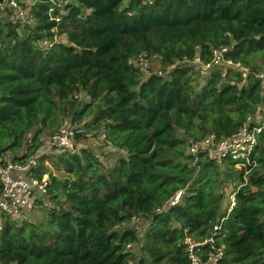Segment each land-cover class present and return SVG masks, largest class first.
<instances>
[{
    "label": "trees",
    "instance_id": "16d2710c",
    "mask_svg": "<svg viewBox=\"0 0 264 264\" xmlns=\"http://www.w3.org/2000/svg\"><path fill=\"white\" fill-rule=\"evenodd\" d=\"M29 13L0 21V157L24 164L43 135L89 118L82 128L116 160L88 148L38 157L31 174L47 179L35 205L54 204L47 229L0 213V264H191L185 238L207 239L221 219L219 264H264V128L252 166L187 154L262 105L264 0H33ZM220 47L246 80L235 70L198 77L192 62ZM140 56H156V67L142 73ZM222 174L241 185L228 214ZM178 190L181 203L157 212Z\"/></svg>",
    "mask_w": 264,
    "mask_h": 264
},
{
    "label": "built area",
    "instance_id": "2783aa9c",
    "mask_svg": "<svg viewBox=\"0 0 264 264\" xmlns=\"http://www.w3.org/2000/svg\"><path fill=\"white\" fill-rule=\"evenodd\" d=\"M33 0H0V13L10 11L14 17L20 21L29 19L30 6ZM228 49L220 47L212 51V58L208 63H202L199 59H195L192 63L195 66L197 75L201 79H206L215 69L224 72L238 71L242 80H246L248 69L240 63L227 59L225 55ZM157 57L140 56L134 61V64L142 73H146L149 66L156 62ZM261 83L262 105L258 109L257 117H249L247 121L232 135L225 138H218L214 134H209L198 141H191L187 146V154L196 156L203 154L207 160H232L239 162L235 167L240 170L244 165L252 166L251 156L257 145L258 136L264 128V70L257 75ZM74 132L67 126H62L59 131L50 136L48 144L36 153L35 156L29 157L24 163H13L5 157H0V182L2 191L0 194V213L10 221H19L23 212H30L35 208V200L46 192V179L38 180L31 174V169L36 167L37 158L51 151L58 153H75L77 147L73 143ZM18 175V176H17ZM20 175V176H19ZM241 185L232 184V188L227 193L228 214L235 207V195ZM183 190H178L167 201L162 209L167 207H176L181 203L183 198ZM38 194V196H37ZM44 205L50 208L48 202ZM224 221L221 219L220 224ZM220 224L214 227L213 233L201 242L193 241L191 238H185L184 244L191 264H219L223 257L225 249L224 243L219 241L218 235ZM208 248L205 253L206 258L203 259L198 251L201 247ZM129 264H135L129 262Z\"/></svg>",
    "mask_w": 264,
    "mask_h": 264
},
{
    "label": "rangeland",
    "instance_id": "374dc122",
    "mask_svg": "<svg viewBox=\"0 0 264 264\" xmlns=\"http://www.w3.org/2000/svg\"><path fill=\"white\" fill-rule=\"evenodd\" d=\"M126 3H127V1L124 4H126ZM8 14H9V12L0 13V21H9V20H12V19L15 20L14 17H12L11 15H8ZM154 63H152V65H151L152 67H156V64H154ZM82 100L85 103H87L89 101L88 98L84 97V96L82 97ZM88 120H89V118H85L80 125H77L74 122H71L70 120H65L63 125L69 126L73 130L74 133L76 131L85 133V130L88 131V129H83L82 127H83L84 123H86ZM97 132L98 131H95V135L92 137L91 135H93V134H89V131H88L85 134L87 136L85 138H82L80 141L74 139L75 144L77 145V148H80V149H82V148L93 149L97 153V155L99 156V159L105 165L112 166L115 163L116 156L111 151L110 147H108L107 145H105L103 143V141H100L98 139V133ZM50 136L51 135H43L42 136L41 139H42V143H43V146H42L43 148L48 144ZM12 157H13V154L11 152H7L5 154V158H7V159H10ZM219 165H221V164H219ZM48 170L52 171V167H50L49 165H48ZM222 177L223 178H222V182H221V186H220L219 192L222 193V196L224 195V198H222V201H221L222 203H221V209H220V211L223 212L227 208V202L225 201V194L227 193V191L230 190V188H232L233 182L226 181L224 174H222ZM46 178H47V175H44L42 179L45 180ZM37 196H38V194H37ZM41 200H40L41 202H39V203H37L35 205L34 210L29 212L30 216L27 218V220L29 222L35 224L36 226L38 225V227L41 226V224H43L42 228H44L46 230L47 229V225L44 223V221H45V218H46V215H47V213L45 211V210H47V207L43 203L44 202H48L49 205H51V207L54 206V204H53V202L51 201L50 198L47 200V198H45V197L43 198L42 197ZM2 219L3 218H2V216L0 214V225L2 223Z\"/></svg>",
    "mask_w": 264,
    "mask_h": 264
},
{
    "label": "crops",
    "instance_id": "0c3cea01",
    "mask_svg": "<svg viewBox=\"0 0 264 264\" xmlns=\"http://www.w3.org/2000/svg\"><path fill=\"white\" fill-rule=\"evenodd\" d=\"M257 113H258V111H257ZM253 117V116H252ZM256 118H258L257 117V114H256V116H255V119ZM18 176V175H17ZM20 176V175H19ZM230 191V190H229ZM229 191H227V193L229 192ZM227 193L225 194V201H227ZM30 216V214L28 213V212H23V214L20 216V218H19V221H21L22 219H24V218H28ZM138 222V220L136 221V223Z\"/></svg>",
    "mask_w": 264,
    "mask_h": 264
}]
</instances>
